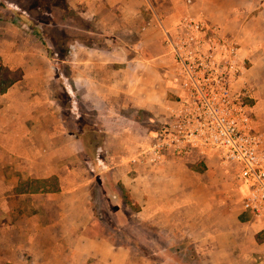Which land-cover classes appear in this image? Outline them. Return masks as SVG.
Listing matches in <instances>:
<instances>
[{"label":"crops","instance_id":"1","mask_svg":"<svg viewBox=\"0 0 264 264\" xmlns=\"http://www.w3.org/2000/svg\"><path fill=\"white\" fill-rule=\"evenodd\" d=\"M66 1L64 19L87 26L67 25L75 33L59 39L0 4V67L22 74L0 91V257L264 264V225L244 211V190L218 154L169 150L154 162L146 153L165 135L172 100L160 23L187 12L240 41L262 115L264 0ZM122 228L130 242L118 241Z\"/></svg>","mask_w":264,"mask_h":264},{"label":"built area","instance_id":"2","mask_svg":"<svg viewBox=\"0 0 264 264\" xmlns=\"http://www.w3.org/2000/svg\"><path fill=\"white\" fill-rule=\"evenodd\" d=\"M160 24L173 59L167 75L172 100L165 135L146 153L160 162L169 150L183 154L203 149L217 152L225 164H237L243 209L264 225V139L247 102L249 68L240 42L193 12L171 26Z\"/></svg>","mask_w":264,"mask_h":264},{"label":"rangeland","instance_id":"3","mask_svg":"<svg viewBox=\"0 0 264 264\" xmlns=\"http://www.w3.org/2000/svg\"><path fill=\"white\" fill-rule=\"evenodd\" d=\"M0 4H4V6H8L11 9L13 7L12 10L16 12V15L10 13V16L13 17L17 23H19L21 25V23L24 20H26L29 23H31L32 25L38 26L39 31L45 37H49L47 35H49V33L52 32V33H54V36L57 39H59V38H61V36H64L63 30H65V29L74 31V33H75L76 28L71 29L70 27L69 28L67 27V25H70V24H74V27L76 26L77 28L87 26V23H85V22L82 23L81 21H79L78 19H76L75 17H72V16L71 17L69 16V18H67L66 20L64 19V16H65L64 10L69 9V7H67L68 4H67L66 0H0ZM88 26H89V24H88ZM71 27H72V25H71ZM32 34H34V33H32ZM240 45H241V43H240ZM241 50H242V45H241ZM247 66H248V68L253 66V62L249 58H247ZM251 73H253V74H251ZM251 73L248 74V72H247V80L249 79L248 82H249V86H250V98L247 99V102L250 104V106H252L251 107L252 108L251 113H252L253 121L255 123L254 126L256 127V125H258V127L256 128V131L262 134V132H260V130H259L260 129L259 125L261 124L259 119H260V117H262V115L264 116V111L261 115V114H259V111L257 110V108L253 107V106L256 105V102L260 101V97L263 95V92H261L258 89V85H257L258 84V78H257L256 74L252 71H251ZM248 75H249V78H248ZM262 136H263V134H262ZM263 152H264V144H263ZM213 154H218V153L214 152ZM225 165H227V170L229 171L228 180L232 181L237 186L240 185V182L237 179V171H238L237 164L229 163V164H225ZM112 225H113V223H112ZM121 231L122 232L117 237L118 241L119 242H127V241L130 242L129 236L128 235L124 236L125 233L128 231V229L122 228ZM11 241H12L11 250L17 251V238L12 239ZM2 243H3V241L0 240V249H1V247H3ZM19 256H15L16 257L15 259H17ZM2 257H5V256L2 255ZM2 257H0V264H7V263L8 264H21V263L22 264H29V262H30V259H28V257H25V256H20L18 258L19 260L14 262V263L7 262L5 260V258H2Z\"/></svg>","mask_w":264,"mask_h":264},{"label":"trees","instance_id":"4","mask_svg":"<svg viewBox=\"0 0 264 264\" xmlns=\"http://www.w3.org/2000/svg\"><path fill=\"white\" fill-rule=\"evenodd\" d=\"M1 74H0V91L6 89L8 86H10L15 80H17L19 77H21V72L12 73L10 70L6 67H0ZM11 73V75H10ZM126 198L129 199L128 194L126 193Z\"/></svg>","mask_w":264,"mask_h":264}]
</instances>
